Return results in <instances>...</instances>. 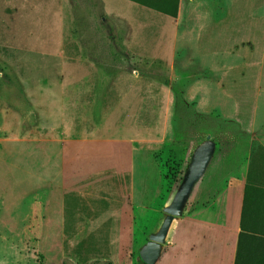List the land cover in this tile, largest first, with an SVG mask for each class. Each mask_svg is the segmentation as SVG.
I'll use <instances>...</instances> for the list:
<instances>
[{
    "label": "rangeland",
    "instance_id": "1",
    "mask_svg": "<svg viewBox=\"0 0 264 264\" xmlns=\"http://www.w3.org/2000/svg\"><path fill=\"white\" fill-rule=\"evenodd\" d=\"M178 13L132 0H0V264H142L208 136L215 151L191 198L238 175L258 141L239 104L191 99L208 77L194 65L264 63V0H179ZM209 17L215 37L201 52L216 54L189 63L180 79L166 76L200 49L198 21ZM95 93L99 101H88ZM223 120L234 142L220 135ZM114 178L129 180L114 183L109 208L102 183ZM125 189L135 241L122 249L114 234L127 221L118 206ZM194 201L203 200L189 197L182 215Z\"/></svg>",
    "mask_w": 264,
    "mask_h": 264
},
{
    "label": "crops",
    "instance_id": "2",
    "mask_svg": "<svg viewBox=\"0 0 264 264\" xmlns=\"http://www.w3.org/2000/svg\"><path fill=\"white\" fill-rule=\"evenodd\" d=\"M255 5L257 6V4ZM261 20L262 18H257L255 21L256 33L260 31ZM198 22L199 30L197 32V40L200 49L195 55L191 54V56H188L187 52H183L185 60L178 65L173 61L170 68L166 66L164 68L166 76H170L174 80L180 79V72L184 75L189 74L186 72L190 71L194 66H197V69L203 72L207 71L210 80L208 77L203 78L207 84L205 86L201 84L202 89L199 87V84H196L198 89L193 90L191 99L198 102H220L223 104L233 102L239 104V113L244 115L245 123L252 126L251 137L258 142L256 144L249 143L248 151L244 161L240 165L237 176H219L217 182L223 181L222 183L224 185L219 186V189L216 190L196 192L193 198H191V195L194 189L192 190L189 196L190 199L192 201L194 199H202L203 201L192 202V207L188 208L179 219L175 220L174 228L171 230L172 240H168L167 248L161 251L156 263L235 264L239 236L242 231L241 222L246 186L249 184L253 188H264V63L261 61L259 63L245 64L242 61L237 65H232L230 62L228 64H218L217 67L211 66V68L203 63V65L196 64L188 67L189 63L192 65L194 62H199L201 56H207V59L211 55L216 54L214 52L207 54L201 52V49L205 48L204 43L206 41L207 43L212 42L211 39L215 37L213 30H211V22L213 20L211 17L208 18V25L210 24V26L207 25L208 27L206 26L207 22L205 21L204 23L202 18H199ZM207 28H209L208 31ZM217 54L223 55L221 52ZM212 71L213 75H211ZM147 83L148 89L146 90L145 84H143L141 91L144 95H148L147 99H149L152 90L150 88V82ZM174 86H177V84L175 83ZM130 87L128 86V89ZM234 88H238V91H234ZM175 94L180 97L186 96L182 90L175 91ZM171 96L172 94L166 91L164 93V101L169 100ZM98 97L99 95L96 93L90 94L88 101H99L97 99ZM241 104L248 105L243 107ZM222 112L224 114L228 113L226 107L222 108ZM209 126L211 127V125ZM220 127V135L229 137V141L234 142V135L229 128V122L223 120L220 123ZM229 149L231 156H233V152L237 149V146L232 145L228 147ZM111 171L114 177L119 172L118 168H116L115 172L111 168ZM200 179L195 185H197ZM206 179L207 181L214 179V176H208ZM127 180L129 179L125 178L119 181L114 178L109 181H104L102 185L107 187L106 189L110 190L113 196L112 188L114 183L122 182L125 185V182H128ZM195 185L194 187H196ZM121 195L122 200H119L120 203H118V206L120 205L122 213L125 215L124 220L127 221H124V223L114 221L118 223L116 224L117 228L114 234L116 241L114 245L118 244L123 249L130 244L132 245L135 241L134 222L130 223L129 219H127V216L134 215L135 212L129 204L127 190L125 189ZM112 199H114V196L113 198L111 196L108 198L109 201H112V205L108 204L105 206H110L109 208L115 206L116 203L114 204ZM145 206L147 205L144 204L142 207ZM132 219L134 220L133 217ZM97 221L99 220L97 219ZM247 221L249 222H247L248 226H255V213H249ZM85 223L86 221L82 222V230L85 227Z\"/></svg>",
    "mask_w": 264,
    "mask_h": 264
},
{
    "label": "trees",
    "instance_id": "3",
    "mask_svg": "<svg viewBox=\"0 0 264 264\" xmlns=\"http://www.w3.org/2000/svg\"><path fill=\"white\" fill-rule=\"evenodd\" d=\"M132 1L171 17L178 15L179 0ZM251 212L255 213V226L252 227L247 224V216ZM259 220L264 221V188H253L248 184L245 190L242 231L239 236L235 264H264V224L261 225ZM142 264L146 263L142 262Z\"/></svg>",
    "mask_w": 264,
    "mask_h": 264
},
{
    "label": "water",
    "instance_id": "4",
    "mask_svg": "<svg viewBox=\"0 0 264 264\" xmlns=\"http://www.w3.org/2000/svg\"><path fill=\"white\" fill-rule=\"evenodd\" d=\"M207 138L208 139L195 150L188 174L180 189L176 193L173 201L164 208L166 216L161 227L157 232L149 235L150 241L141 251V259L146 264H155L157 262L162 251V244L166 241L174 218L182 215L183 208L193 190L194 185L204 174L210 160L212 159L215 146L213 141L210 139V136Z\"/></svg>",
    "mask_w": 264,
    "mask_h": 264
}]
</instances>
